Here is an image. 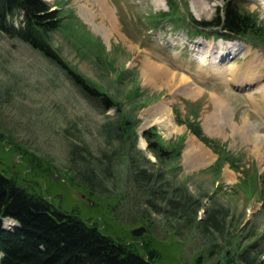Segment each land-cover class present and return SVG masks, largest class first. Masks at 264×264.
Here are the masks:
<instances>
[{
    "label": "rangeland",
    "instance_id": "obj_1",
    "mask_svg": "<svg viewBox=\"0 0 264 264\" xmlns=\"http://www.w3.org/2000/svg\"><path fill=\"white\" fill-rule=\"evenodd\" d=\"M44 1L63 16L53 47L115 106L106 110L43 53L0 33V171L153 250L157 264H264V0H235L255 27L229 39L193 25L227 0ZM152 127L165 146H180L179 160L157 161L143 135ZM214 150L228 153L222 167ZM141 169L163 173L159 212ZM91 171L97 194L84 186ZM189 195L196 213V204H173ZM210 215L216 222L206 223Z\"/></svg>",
    "mask_w": 264,
    "mask_h": 264
},
{
    "label": "trees",
    "instance_id": "obj_2",
    "mask_svg": "<svg viewBox=\"0 0 264 264\" xmlns=\"http://www.w3.org/2000/svg\"><path fill=\"white\" fill-rule=\"evenodd\" d=\"M62 19L60 10L44 0H0V33L19 38L40 51L65 71L88 98L101 99L106 110L114 108L115 103L53 47L50 34L61 27ZM193 25L201 29L213 28L218 31L217 36L227 38L248 35L255 27V21L242 12L239 2L227 0L224 7L217 8L212 20L193 21ZM187 125L204 143L216 147L215 141L205 134L199 122L188 121ZM143 135L158 162L167 163L172 157L180 159V146H165L156 128L145 130ZM217 154L219 157L214 166L222 167L228 153L225 157L219 152ZM83 174L89 194H97L96 183L99 180L94 171ZM138 176L152 186L150 193L153 199L149 201L152 200V208L159 212L154 197L167 198L166 189L154 187L163 179L162 171L154 173L141 169ZM168 201L172 202L171 199ZM186 203L190 206L196 204L195 213L201 206L190 195L173 204ZM9 218L19 226L6 229L4 220ZM195 218L191 216V220ZM212 221L216 222L215 216H208L206 223ZM155 258L153 250L146 249L142 253L133 245L105 233L78 213L68 212L43 195L28 191L15 178L0 171V264H157Z\"/></svg>",
    "mask_w": 264,
    "mask_h": 264
},
{
    "label": "bare ground",
    "instance_id": "obj_3",
    "mask_svg": "<svg viewBox=\"0 0 264 264\" xmlns=\"http://www.w3.org/2000/svg\"><path fill=\"white\" fill-rule=\"evenodd\" d=\"M102 1V0H101ZM233 49H236V48H233ZM255 57H256V55H255ZM253 57V59L252 60H256V58H258V57ZM223 58H222V56H221V58L219 59V60H222ZM258 62V61H257ZM220 104V103H219ZM164 109H166V111H169L170 110V108H168L167 106H164ZM167 109H169V110H167ZM170 119V118H169ZM209 130V129H208ZM141 139H143V138H141ZM146 142V141H145ZM143 143H144V141H143ZM146 144V143H145ZM145 146V145H144ZM5 225H6V227H10L11 225H14V224H12V221L11 222H9V220L8 219H6L5 220Z\"/></svg>",
    "mask_w": 264,
    "mask_h": 264
},
{
    "label": "water",
    "instance_id": "obj_4",
    "mask_svg": "<svg viewBox=\"0 0 264 264\" xmlns=\"http://www.w3.org/2000/svg\"><path fill=\"white\" fill-rule=\"evenodd\" d=\"M143 232H144V228L143 227H139V228L133 230V234L135 236H140V235H142Z\"/></svg>",
    "mask_w": 264,
    "mask_h": 264
}]
</instances>
